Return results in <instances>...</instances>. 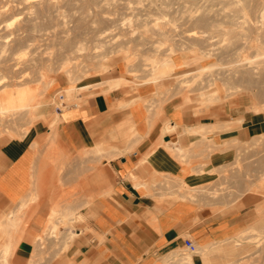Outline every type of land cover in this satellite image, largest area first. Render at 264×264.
<instances>
[{
	"label": "crops",
	"instance_id": "crops-1",
	"mask_svg": "<svg viewBox=\"0 0 264 264\" xmlns=\"http://www.w3.org/2000/svg\"><path fill=\"white\" fill-rule=\"evenodd\" d=\"M155 81L134 77L118 61L100 74L101 88L86 84L90 87L82 93L58 94L64 108L56 107V143L68 162V184L78 177L86 199L80 208L84 220L64 231L66 250L56 246L44 262L33 260L36 240L56 207L43 198L48 190L39 199L33 188L38 155L21 142L0 145V264L230 262L228 248L248 225L250 212L223 208L200 187L220 178L235 159L237 142L260 132L264 116L213 105L198 110L188 98L167 93L162 80ZM53 87L55 95L67 88ZM97 145L102 152L95 151ZM31 190L39 201L24 198ZM70 212L73 221L76 213ZM185 239L196 244V252L187 250ZM186 256L190 263H181Z\"/></svg>",
	"mask_w": 264,
	"mask_h": 264
},
{
	"label": "rangeland",
	"instance_id": "rangeland-1",
	"mask_svg": "<svg viewBox=\"0 0 264 264\" xmlns=\"http://www.w3.org/2000/svg\"><path fill=\"white\" fill-rule=\"evenodd\" d=\"M259 1L264 0H0V6L5 5L0 9V96L12 91L17 101L20 89H33L41 101L38 117L27 109L0 113V145L12 140L32 148L38 155L33 185L38 198L46 189L43 198L59 214L76 213L73 221L58 224L55 237L44 227L33 260L46 261L59 245L66 250L64 231L84 220L80 208L86 194L78 177L68 184V162L56 143L59 105L54 103V84L55 89L74 86L78 93L86 90L80 88L84 84L101 88L100 74L118 61L125 62L134 77L146 80L148 59L178 56L183 65H174L169 75L155 81L162 80L167 93L187 95L198 110L213 105L264 116V30L255 23ZM184 73L187 87L179 85ZM214 89L221 98L212 103L200 99L199 94ZM235 148L234 161L200 192L211 201L221 200L223 208L250 212L248 225L228 248L226 264H264V125ZM181 263H190V256Z\"/></svg>",
	"mask_w": 264,
	"mask_h": 264
},
{
	"label": "bare ground",
	"instance_id": "bare-ground-1",
	"mask_svg": "<svg viewBox=\"0 0 264 264\" xmlns=\"http://www.w3.org/2000/svg\"><path fill=\"white\" fill-rule=\"evenodd\" d=\"M253 1V0H252ZM237 2V1H236ZM244 2V1H243ZM246 2V1H245ZM259 2H261V1H259ZM258 2V3H259ZM227 3V2H226ZM235 3V2H234ZM250 3V2H249ZM251 4V3H250ZM249 5V4H248ZM4 7H5V5H2V6H0V9L2 10H4ZM256 9H257V12H255V9H254V12L255 13H257L256 14V17H255V23H258L259 24V28L260 29H262V30H264V1H262L261 3H260V5L258 6V8L256 7ZM0 10V11H1ZM248 13V12H247ZM248 14H250V12L248 13ZM249 16V15H248ZM239 17V16H238ZM246 18H247V16H245ZM251 17H252V15H251ZM240 18V17H239ZM249 18H250V16H249ZM202 19V18H201ZM248 19V18H247ZM246 20V19H245ZM252 20H254V19H252ZM241 21V20H240ZM248 21H249V19H248ZM128 22V21H127ZM126 23V22H125ZM124 23V24H125ZM130 23V22H129ZM132 23V22H131ZM130 23V24H131ZM123 24V25H124ZM257 24V25H258ZM129 24H127V26H128ZM133 25V24H132ZM248 27V26H247ZM246 27V28H247ZM130 29V28H129ZM132 29V28H131ZM134 29V28H133ZM245 29V28H244ZM256 31V30H255ZM203 32V31H202ZM262 32H264V31H262ZM191 34H195L194 33V31H192L191 32ZM202 34V33H201ZM205 34V33H204ZM248 34V33H247ZM259 35H260V33H259ZM247 36V35H246ZM261 37V36H260ZM256 39V38H255ZM257 39H259V37H257ZM262 40H264V39H262ZM262 42H264V41H262ZM260 44V43H259ZM262 44H264V43H262ZM247 48V47H246ZM213 49V48H212ZM209 51V50H208ZM125 52V51H124ZM209 52H211V50L209 51ZM207 53V52H206ZM116 55V54H115ZM174 55V54H173ZM206 56H207V54H206ZM209 56V55H208ZM199 58V57H198ZM197 58V59H198ZM200 58H202V57H200ZM249 61V60H248ZM198 62V61H197ZM62 64H66L67 65V61H65V63L63 62ZM135 64V63H134ZM184 64H185V62H184ZM146 66H149V68H150V73L148 74V77L146 78V80H153V81H155V80H158V79H162V78H164L165 76H167V75H169V73L171 72V70H172V68H173V66L174 65H177V66H179V65H183V62H182V60L178 57V56H174V57H163V58H150V59H148V63H146L145 64ZM177 66H175V67H177ZM148 68V69H149ZM204 68H206V67H203L202 69H200V71H199V73L201 72V70L203 71L204 70ZM127 69V68H126ZM135 69V68H134ZM249 69V68H248ZM105 70H106V68H105ZM131 70V69H130ZM198 71V70H197ZM244 71V70H243ZM260 72V71H259ZM192 73V72H191ZM250 73V72H249ZM193 75V74H192ZM191 75V76H192ZM195 75H196V73H195ZM195 75H193V76H195ZM197 75H198V73H197ZM74 76V75H73ZM188 73H184V75H183V77H181L180 79H179V85H181V87H184V86H186L187 87V85L189 84V79H188ZM233 76V75H232ZM180 77V76H179ZM235 77V76H234ZM79 78H81V77H79ZM189 78H191L190 77V75H189ZM255 79H257V78H255ZM51 80V82L53 83L54 82V79L52 78V79H49V81ZM115 81H116V79H114ZM118 81V80H117ZM116 81V82H117ZM124 81V80H123ZM122 81V82H123ZM108 82V81H107ZM116 82H113L112 84L113 85H115L116 86ZM128 82V81H127ZM191 82V81H190ZM240 82H242V81H240ZM104 83H106V82H104ZM110 83L111 82H109V85H110ZM119 83V82H118ZM123 83H125V82H123ZM123 83H122V85H123ZM48 84V83H47ZM49 84H51L50 82H49ZM101 84V83H100ZM120 84V83H119ZM212 84V83H211ZM46 85V84H45ZM80 85V84H79ZM93 85V84H92ZM95 85V84H94ZM97 85V84H96ZM108 85V86H109ZM112 85V86H113ZM99 86V85H98ZM112 86H111V88H112ZM114 86V87H115ZM119 86V85H118ZM47 87V86H46ZM90 87V85L88 86V85H86V84H84V85H81L80 86V88H89ZM92 87V86H91ZM10 88V87H9ZM15 88V87H14ZM23 88V87H22ZM79 88V89H80ZM257 88V87H256ZM46 89V88H45ZM107 89V88H106ZM108 89H110V87H108ZM262 89V88H261ZM11 90V89H10ZM33 90V89H32ZM32 90H30V91H27V90H24V89H20V91H19V93L17 94L18 95V98L16 99L17 101H15V96H14V92H12V91H9V92H5L4 94H3V96H0V113L2 112V114L3 113H5L6 111H12V109L14 110H18V109H27V110H29L30 111V113H33V118L34 117H36L37 116V113H36V110L39 108V106L41 105V101H39L40 99L39 98H37V95H36V93L35 92H31ZM76 90H78V89H76L74 86H70V87H67L66 89H65V91L63 92L64 93V95L66 96V97H70V96H72L73 94H74V92L76 91ZM83 90V89H82ZM257 90H258V88H257ZM5 91H7V90H5ZM40 91V90H39ZM259 91V90H258ZM262 91H264V90H262ZM4 92V91H3ZM62 92V91H61ZM61 92L59 93H57L56 95H55V97H54V103L55 104H57V105H62V102H63V99H61V97H60V95H58V94H61ZM255 92V91H254ZM17 93V92H16ZM15 93V94H16ZM42 93V92H41ZM260 93H262V92H260ZM1 94V93H0ZM16 95V96H17ZM199 96H200V99H202V101L203 102H211L212 103V101H214V100H217L220 96H219V94H218V90L217 89H214V90H212V91H209V92H207V93H205V94H202V95H200L199 94ZM219 96V97H218ZM185 98H188L187 97V95H186V97ZM221 98V97H220ZM4 101H5V103L6 102H9V104L8 105H5L4 104ZM210 104V103H209ZM256 108V107H255ZM262 108H264V107H262ZM258 109V108H257ZM259 109H261L260 107H259ZM10 111V112H11ZM258 111H261V110H258ZM13 113V112H12ZM16 113V112H15ZM38 117V116H37ZM52 122V121H51ZM54 122H57V114L54 116ZM226 125H227V123H225ZM211 125V124H210ZM214 125V124H213ZM228 125H229V123H228ZM217 126V125H216ZM221 126V125H220ZM220 126H219V128H220ZM224 126V125H223ZM222 126V127H223ZM205 127V126H204ZM208 127H211V126H208ZM196 128H198V127H196ZM196 128H194V130H196ZM217 128V127H216ZM198 129H200V130H202L203 131V129H202V127L200 128H198ZM197 129V130H198ZM207 131H209V129L208 128H205ZM204 129V132L206 131ZM214 129V128H213ZM191 131V130H190ZM193 131V130H192ZM191 131V132H192ZM194 132V131H193ZM192 132V133H193ZM204 132H202V135H203V133ZM212 132V131H211ZM195 133V132H194ZM196 133H198V132H196ZM201 133V132H200ZM25 134V133H24ZM204 138V137H203ZM254 141V140H253ZM229 142V141H228ZM223 144H225V142L223 143ZM227 144V143H226ZM166 146V145H165ZM94 148H96V147H94ZM170 149V148H169ZM222 149V148H221ZM92 150H95V149H92ZM171 150V149H170ZM174 150V149H173ZM188 150V149H187ZM96 152H98V153H100V152H102L103 151V148L101 147V146H98L97 145V148H96V150H95ZM175 151H176V149H175ZM176 152H178V151H176ZM188 153V152H187ZM179 154V156H180V154H181V152H179L178 153ZM184 154H185V152H184ZM182 155H183V153H182ZM178 156V155H177ZM181 158H182V156H180ZM185 158V157H184ZM184 159L182 158V162H184L183 161ZM186 161V160H185ZM229 164V163H228ZM222 166V165H221ZM199 170H201V168L199 169ZM199 170H198V172H199ZM212 170V169H211ZM213 171V170H212ZM215 171H217V170H215ZM197 173V172H196ZM199 173H201V171L199 172ZM195 174V173H194ZM171 180V179H170ZM176 181V180H175ZM182 185V184H181ZM35 189V188H34ZM195 189V188H194ZM189 190V189H188ZM188 190H187V193H188ZM196 190V189H195ZM252 190V189H251ZM182 191V190H181ZM190 191V190H189ZM32 193V192H31ZM35 193H37V192H35ZM191 193V192H190ZM31 195V194H30ZM192 195V194H191ZM39 196V195H38ZM189 196V195H188ZM194 196H195V194H194ZM192 197H193V195H192ZM189 198H191L190 196H189ZM36 199V195L34 194V191H33V194L30 196V201L31 200H35ZM191 199H193V198H191ZM196 199V198H195ZM36 200H38V199H36ZM26 201V200H25ZM22 202H24V200L22 201ZM27 202V201H26ZM32 202H34V201H32ZM29 203V202H28ZM30 204V203H29ZM21 205V204H20ZM28 205V204H27ZM23 207H25L24 206V204H23ZM21 208H22V205H21ZM20 208V209H21ZM22 210V209H21ZM12 213V212H11ZM15 213V212H14ZM24 213V212H23ZM59 214V210L57 209V208H54L53 210H52V213H51V215H50V219H54V220H51V221H53L54 223H52L51 224V222H50V219H49V223H50V225H48L49 226V234H50V236H56V232H57V228H58V224L60 223H64V222H66V221H70L71 219H72V216H73V214L70 212V213H61V214H59L60 216H57ZM6 217V216H5ZM15 217L16 216H14V219H15ZM56 217H58V219H56ZM17 219V218H16ZM56 219V220H55ZM5 220V219H4ZM13 220V219H12ZM56 221V222H55ZM10 222V221H9ZM48 222V221H47ZM18 224V223H17ZM17 224H16V226H17ZM1 225V224H0ZM47 225V224H46ZM15 226V225H14ZM9 231V230H8ZM10 231H11V229H10ZM10 233V232H9ZM6 234V233H5ZM73 234V233H72ZM41 237H43V236H41ZM41 237L40 236H38V239L40 240V242H41ZM7 241V240H6ZM15 242V241H14ZM238 243H240V242H238ZM207 244V243H206ZM9 245V244H8ZM15 245V244H14ZM4 246V245H3ZM6 247V246H5ZM13 248V247H12ZM2 250V249H1ZM7 250V249H6ZM8 250H9V248H8ZM3 251V250H2ZM2 254V253H1ZM4 254V253H3ZM183 254V253H182ZM6 256H7V253H6Z\"/></svg>",
	"mask_w": 264,
	"mask_h": 264
},
{
	"label": "built area",
	"instance_id": "built-area-1",
	"mask_svg": "<svg viewBox=\"0 0 264 264\" xmlns=\"http://www.w3.org/2000/svg\"><path fill=\"white\" fill-rule=\"evenodd\" d=\"M184 245L187 248V250L191 253H194L197 251V246L191 239H185Z\"/></svg>",
	"mask_w": 264,
	"mask_h": 264
}]
</instances>
